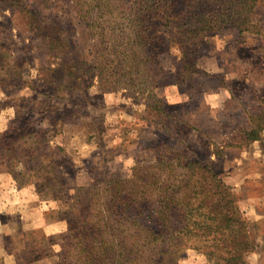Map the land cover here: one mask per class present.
Listing matches in <instances>:
<instances>
[{"label":"rangeland","instance_id":"obj_1","mask_svg":"<svg viewBox=\"0 0 264 264\" xmlns=\"http://www.w3.org/2000/svg\"><path fill=\"white\" fill-rule=\"evenodd\" d=\"M165 1L0 0V230L13 232L0 247L16 263L135 264L105 234L106 246L84 256L73 229L105 209L109 182L126 190L157 172V160L178 157L212 162L233 188L253 244L245 264H264V130L258 142L245 135L264 111V0ZM221 14L249 31L203 28ZM140 30L146 45L135 41ZM128 37L139 57L130 70ZM64 58L74 67L53 72ZM156 200L124 215L150 225ZM126 228L122 236L138 230ZM172 264L210 263L182 245Z\"/></svg>","mask_w":264,"mask_h":264},{"label":"trees","instance_id":"obj_2","mask_svg":"<svg viewBox=\"0 0 264 264\" xmlns=\"http://www.w3.org/2000/svg\"><path fill=\"white\" fill-rule=\"evenodd\" d=\"M15 1L10 0L11 5H14ZM168 2L169 0H166L163 5L168 6ZM129 15L131 16L129 22H134L138 26H142L145 21L133 12ZM239 21L240 18L237 22L231 15L221 14L213 21H206L207 27L203 28L206 31H214L218 29L217 25H230L235 26L240 33L249 31V28L240 26L245 20L240 23ZM186 32H191L189 27ZM143 33L141 30L138 31L137 40L135 39L141 46L148 43V38ZM52 40L57 41L58 38L52 36ZM127 43L128 47L125 48L122 60H124L123 69L130 70L137 67L139 57L137 58L135 52L131 53L129 37ZM67 60L64 58L61 67L55 68L53 72H64V68L71 64ZM148 61L149 58H145L143 64ZM145 65L142 66L146 67ZM139 69L136 68L137 72H140ZM67 73L68 76L71 74L69 71ZM111 75L117 76V73L112 72ZM57 77L59 76L52 77L54 82H58ZM69 83L71 82L66 81V84L62 85L71 87ZM250 120L253 121L254 126L245 132L246 140L259 141L264 130V111ZM175 162L179 165L178 169L172 168ZM165 165L163 159L157 160L155 167L157 172L151 173L146 170L144 182L126 190H122L117 182H109L111 185L107 193L109 201L105 204V209L102 212L93 211L95 215L89 216L92 224H85L82 227L79 225L74 228L75 230L73 229L79 233L77 238L82 239L81 251L84 256L88 257L98 247H105L106 240L103 237L110 235L121 238L120 258H128L135 264H172L175 250L182 245L203 254L210 264H245L247 255L253 251L248 233L249 221L239 210L235 191L224 182L220 173L214 171L211 167L212 162L204 165L195 160H180L175 157L172 162H167ZM164 167L168 169L165 170ZM138 171L139 169L131 177L137 176ZM87 195H90V192H87ZM152 197L157 199L154 223L140 224L136 218L129 221L124 215L125 210L138 200L152 199ZM94 208V204L89 201V209ZM173 216L176 219H173ZM67 223L70 226L71 222ZM134 224L138 228L136 234L122 236L123 231L125 234L126 230L128 231L127 225ZM153 224H156V228ZM129 239L131 243L128 242Z\"/></svg>","mask_w":264,"mask_h":264},{"label":"crops","instance_id":"obj_3","mask_svg":"<svg viewBox=\"0 0 264 264\" xmlns=\"http://www.w3.org/2000/svg\"><path fill=\"white\" fill-rule=\"evenodd\" d=\"M254 142H258V141H254ZM56 225H58V223L44 226L43 227V231L47 235H51V234L55 233L54 231H56V230L54 228L56 227ZM0 236L1 237L9 236V238H12L13 237V232L10 231V230L7 231L5 228L2 227V230H0ZM16 256H17L16 252L15 251H9L7 246L3 245V246L0 247V264H7V263L11 264V261L13 262L12 264H18L15 261L16 259H18V257H16ZM6 260H11V261L6 262ZM29 264H31V263H29Z\"/></svg>","mask_w":264,"mask_h":264}]
</instances>
